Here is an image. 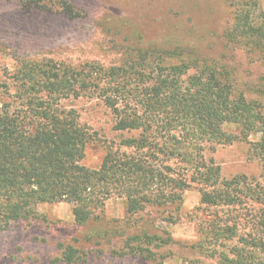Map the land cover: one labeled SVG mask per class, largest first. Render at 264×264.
Returning <instances> with one entry per match:
<instances>
[{
    "label": "trees",
    "instance_id": "16d2710c",
    "mask_svg": "<svg viewBox=\"0 0 264 264\" xmlns=\"http://www.w3.org/2000/svg\"><path fill=\"white\" fill-rule=\"evenodd\" d=\"M65 11L79 16L68 4ZM242 16L225 42L264 64V13ZM131 55L109 68L47 61L7 74L0 84V230L34 217L37 205L59 203L72 205L75 223L85 227L103 219L107 202L117 198L125 202V226L136 229L124 253L149 259L151 247L172 241L150 233L152 211L177 224L185 192L198 187V210L205 206L211 220L203 221L196 247L211 256L218 248L219 264H264V108L210 66L170 64L169 53L153 48ZM84 94L103 99L114 129L130 134L97 169L82 164L91 134L63 104ZM232 125L239 134L227 129ZM256 135L260 141L251 142ZM236 142L251 146L262 181L223 179L221 168L205 160L204 146ZM80 260L68 248L61 261Z\"/></svg>",
    "mask_w": 264,
    "mask_h": 264
},
{
    "label": "rangeland",
    "instance_id": "374dc122",
    "mask_svg": "<svg viewBox=\"0 0 264 264\" xmlns=\"http://www.w3.org/2000/svg\"><path fill=\"white\" fill-rule=\"evenodd\" d=\"M67 4L78 17L65 11ZM261 13L264 0H0V84L23 63L52 61L71 68L97 63L109 68L122 66L131 53L133 58L153 48L169 53L170 64L216 69L236 92L264 108V64L225 42L238 18L244 14L255 19ZM63 104L77 112L91 134L82 161L88 168H99L107 152L130 137L114 129L115 118L97 95L84 94ZM227 129L240 131L235 125ZM260 139L256 135L250 141ZM203 155L221 168L223 179L247 176L262 181L261 163L247 142L206 145ZM201 199L198 187L185 192L177 224L163 222L152 211L150 233L163 238L168 234L172 241L151 247L149 259L124 253V241L136 229L125 226L128 215L122 199H110L105 217L85 227L75 223L70 204L37 205L34 217L0 230V264H65L61 260L68 248L78 251L77 264H219L218 248L211 256L196 247L203 223L211 220L205 206L198 210Z\"/></svg>",
    "mask_w": 264,
    "mask_h": 264
}]
</instances>
